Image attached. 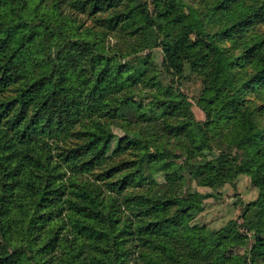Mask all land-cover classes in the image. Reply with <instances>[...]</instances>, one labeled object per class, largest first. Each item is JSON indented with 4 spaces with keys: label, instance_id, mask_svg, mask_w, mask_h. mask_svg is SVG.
<instances>
[{
    "label": "trees",
    "instance_id": "obj_1",
    "mask_svg": "<svg viewBox=\"0 0 264 264\" xmlns=\"http://www.w3.org/2000/svg\"><path fill=\"white\" fill-rule=\"evenodd\" d=\"M163 154L200 186L248 170L258 199L204 233ZM258 260L264 0H0V264Z\"/></svg>",
    "mask_w": 264,
    "mask_h": 264
},
{
    "label": "rangeland",
    "instance_id": "obj_2",
    "mask_svg": "<svg viewBox=\"0 0 264 264\" xmlns=\"http://www.w3.org/2000/svg\"><path fill=\"white\" fill-rule=\"evenodd\" d=\"M135 56V55H134ZM133 55H125L124 60H133ZM198 71L192 68L187 72L184 80V88L194 85V78ZM197 116L203 118L202 111L194 108ZM193 161L205 162L211 159V154L193 150L191 152ZM154 169L158 173L161 181H174L184 179L186 189L194 193L201 205L196 221L203 225V232L207 233L211 229L222 225L230 219L241 221V215L244 205L249 204L258 199L259 188L253 184L248 170L240 172L238 175L231 167H226L222 173L214 175V186H200L186 171L183 162L180 159H172L168 154H163ZM259 209L254 207L248 212L247 217L256 219ZM242 248H236L235 252H242ZM257 264H264V261L258 260Z\"/></svg>",
    "mask_w": 264,
    "mask_h": 264
}]
</instances>
